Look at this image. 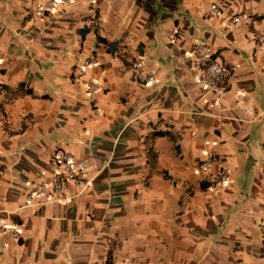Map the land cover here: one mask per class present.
Returning a JSON list of instances; mask_svg holds the SVG:
<instances>
[{"label": "crops", "instance_id": "0c3cea01", "mask_svg": "<svg viewBox=\"0 0 264 264\" xmlns=\"http://www.w3.org/2000/svg\"><path fill=\"white\" fill-rule=\"evenodd\" d=\"M46 1L0 0V264H264V0ZM58 149L85 183L29 200Z\"/></svg>", "mask_w": 264, "mask_h": 264}, {"label": "built area", "instance_id": "2783aa9c", "mask_svg": "<svg viewBox=\"0 0 264 264\" xmlns=\"http://www.w3.org/2000/svg\"><path fill=\"white\" fill-rule=\"evenodd\" d=\"M59 0H47L43 6H40L38 11L42 9H50ZM70 2V0H65ZM217 8H213V12H217ZM89 17L96 19V13L94 10H90ZM195 65L200 71L201 84L210 90L215 92H223L226 88L229 73L227 69L218 62L213 56L210 49L203 43H199L194 48ZM95 63L92 58L86 59L83 62V67L77 69V74L82 76L85 74V68L90 64ZM134 78L140 83L154 82V77L150 72H146L141 59H136L133 64ZM89 88L94 90L97 88V84L89 83ZM248 113L255 116L256 114L252 110H247ZM54 159L58 165V170L51 176L41 178L39 181L33 183L27 194L28 199H32L35 196L48 195L53 193L59 197L63 196L67 189V183L78 181L85 183V174L87 172L86 161L83 159H76L74 156L65 150H56L54 152ZM213 165L211 158H206L201 162L202 168H209ZM228 177V171L221 169L219 173L220 182L226 181ZM1 231L6 230L5 226L0 227ZM13 238L18 237L17 230L10 231Z\"/></svg>", "mask_w": 264, "mask_h": 264}]
</instances>
